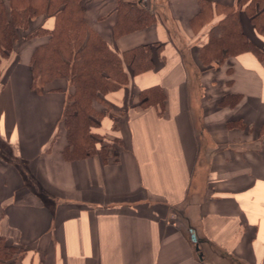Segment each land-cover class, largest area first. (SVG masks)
I'll use <instances>...</instances> for the list:
<instances>
[{
  "label": "crops",
  "instance_id": "1",
  "mask_svg": "<svg viewBox=\"0 0 264 264\" xmlns=\"http://www.w3.org/2000/svg\"><path fill=\"white\" fill-rule=\"evenodd\" d=\"M121 1L156 21L117 36ZM237 4L83 0L88 25L112 49L162 45L154 69L132 76L130 99L127 86L105 97L110 108L94 131L118 141L106 160L65 158L60 122L69 86L34 89L31 57L41 39L2 59L0 141L22 160L19 168L0 149V235L18 249L12 264H264V53L203 58L210 29ZM240 20L264 52V36L244 12ZM33 24L52 30L55 18ZM191 69L220 76L203 73L193 93ZM156 87L166 93L164 110L140 104L139 94Z\"/></svg>",
  "mask_w": 264,
  "mask_h": 264
},
{
  "label": "trees",
  "instance_id": "2",
  "mask_svg": "<svg viewBox=\"0 0 264 264\" xmlns=\"http://www.w3.org/2000/svg\"><path fill=\"white\" fill-rule=\"evenodd\" d=\"M82 2L0 0V64L11 55L21 33L28 40L41 39L31 57L34 89L38 92L59 90V87L53 88L56 81H65L69 86L63 112L67 136L65 158L74 160L100 154L106 160L118 141L109 142L94 131L101 126L110 108L105 97L128 86L132 76L154 69L155 54L161 52L162 45H144L125 52L112 49L88 25ZM243 12L264 36V0H238L225 19L210 29L203 45L205 60H223L233 51L235 54L245 50L264 53L244 32L240 20ZM41 15L55 18L52 30L33 24ZM155 21V15L147 9L121 1L115 33L120 36L149 27ZM139 95L141 106L154 104L164 110L166 93L162 88L147 89ZM17 255L18 249L7 246L0 235V264H12Z\"/></svg>",
  "mask_w": 264,
  "mask_h": 264
},
{
  "label": "rangeland",
  "instance_id": "3",
  "mask_svg": "<svg viewBox=\"0 0 264 264\" xmlns=\"http://www.w3.org/2000/svg\"><path fill=\"white\" fill-rule=\"evenodd\" d=\"M45 15H41V16H39L38 18H36L35 20H37V19H40V18H43ZM30 40H32V39H30ZM30 40H28L27 38H26V36H25V33H21V36H20V38H19V40L15 43V45H14V50L11 52V54H16V53H18L23 47H25L26 45H27V43L30 41ZM30 44V43H29ZM35 45V44H34ZM30 46H31V44H30ZM30 46H27V48L29 47L30 48ZM33 46V45H32ZM31 46V47H32ZM34 52V51H33ZM33 54V53H32ZM17 55V54H16ZM16 55H15V57L14 58H16ZM1 64H0V84H2L3 83V81H4V79H5V75H3L4 74V72H3V69H1ZM5 71V70H4ZM195 73V71L193 70V69H191V78H190V82H191V86H192V88L194 89L193 90V93H197V92H199V91H197V90H195L196 89V81H197V84H198V82L201 80L202 81V79L200 78L201 76H202V74L203 73H207V74H205V76L207 75H210V77L212 76V77H214V75L216 76V73H217V76L219 77L220 76V74H219V69H199L198 70V77H197V74H194ZM221 73V72H220ZM219 74V75H218ZM201 75V76H200ZM196 77H197V79H196ZM215 79V78H214ZM224 81H229V79L227 78V77H225L224 76ZM135 87H134V84L132 83V85H129V86H127V88H126V90H127V92H126V97H127V99H130L132 96H133V94H134V92H135V89H134ZM199 88H200V85H199ZM102 107V106H101ZM98 108H100V106H98ZM103 108V107H102ZM101 108V109H102ZM105 109V108H104ZM118 114V113H117ZM196 114V113H195ZM166 115H168V113L166 112ZM193 122L195 123V126H196V131H195V133L198 135V137L200 136V138H201V140H200V144H201V146L202 147H206V148H208V146H209V144L205 141V139H204V129L202 128V127H197L198 125H197V122H199V119L196 117V116H193ZM61 128H62V130H63V133L64 132H66V127H65V124L63 123V117H62V119H61ZM57 132H58V130H57ZM56 136L58 137V134H56ZM56 136H55V138H56ZM67 137V136H66ZM55 138H54V140H55ZM51 143L52 142H49V146L51 145ZM243 144H246V143H236L235 144V148L236 149H238V150H240V147H241V145H243ZM224 148V147H223ZM0 149H1V152L3 153V155L6 157V158H11V159H15L16 161V163H17V166L20 168V166L18 165V164H21V162L20 161H22L21 159H20V156H19V151L18 150H14L15 152H16V157H14V155L12 154V152L8 149V147L5 145V143L3 142V141H0ZM216 153H220V154H222L220 151H217ZM223 156H225L226 158H228L229 159V155H230V153L229 154H222ZM239 158H241V159H243V158H245L246 157V155H244V154H242V153H240L239 155H237ZM235 157H236V155H235ZM207 158H209V156L207 157ZM29 175H31L30 174V172H29V170L27 169V171L25 172V174H24V179L27 181V183H29L30 184V182L32 183L33 181L30 179V176ZM190 204V203H189ZM187 206H188V208L190 207V210L193 208L192 207V205L190 204V205H188L187 204ZM184 209V208H183ZM187 210V209H186ZM189 211V210H188Z\"/></svg>",
  "mask_w": 264,
  "mask_h": 264
},
{
  "label": "water",
  "instance_id": "4",
  "mask_svg": "<svg viewBox=\"0 0 264 264\" xmlns=\"http://www.w3.org/2000/svg\"><path fill=\"white\" fill-rule=\"evenodd\" d=\"M192 239H193V241L197 240L195 234H192Z\"/></svg>",
  "mask_w": 264,
  "mask_h": 264
}]
</instances>
